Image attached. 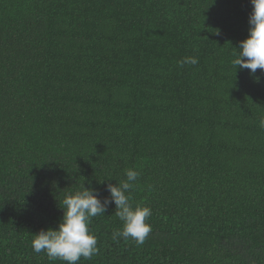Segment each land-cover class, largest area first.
<instances>
[{
    "label": "trees",
    "instance_id": "1",
    "mask_svg": "<svg viewBox=\"0 0 264 264\" xmlns=\"http://www.w3.org/2000/svg\"><path fill=\"white\" fill-rule=\"evenodd\" d=\"M250 0H0V264H64L31 247L66 193L140 176L143 244L92 218L78 264H264V71L232 61ZM198 64L180 67L184 57Z\"/></svg>",
    "mask_w": 264,
    "mask_h": 264
},
{
    "label": "clouds",
    "instance_id": "2",
    "mask_svg": "<svg viewBox=\"0 0 264 264\" xmlns=\"http://www.w3.org/2000/svg\"><path fill=\"white\" fill-rule=\"evenodd\" d=\"M252 11L249 15L248 36L239 42V48L232 61L240 70L255 74L257 69L264 71V0H250ZM198 58L188 56L178 61V65H197ZM264 128V116L259 120ZM126 180L116 185L107 183L108 197L100 198L96 188L79 187L68 192L62 200L63 216L56 229L49 228L33 234L31 247L37 254L43 252L49 260H59L64 264H78L83 257L91 259L98 252L97 237L90 231L92 218L104 215L110 204H115V215L123 222L122 229L114 231L112 238L125 241L132 239L143 244L152 231L146 221L151 217L150 207L131 203L130 190L140 176L134 168L125 170Z\"/></svg>",
    "mask_w": 264,
    "mask_h": 264
}]
</instances>
